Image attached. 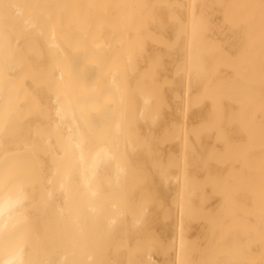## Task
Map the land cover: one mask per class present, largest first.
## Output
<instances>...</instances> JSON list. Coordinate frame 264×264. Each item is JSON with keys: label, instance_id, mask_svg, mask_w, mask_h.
I'll use <instances>...</instances> for the list:
<instances>
[{"label": "bare ground", "instance_id": "1", "mask_svg": "<svg viewBox=\"0 0 264 264\" xmlns=\"http://www.w3.org/2000/svg\"><path fill=\"white\" fill-rule=\"evenodd\" d=\"M0 264H264V0H0Z\"/></svg>", "mask_w": 264, "mask_h": 264}, {"label": "clouds", "instance_id": "2", "mask_svg": "<svg viewBox=\"0 0 264 264\" xmlns=\"http://www.w3.org/2000/svg\"><path fill=\"white\" fill-rule=\"evenodd\" d=\"M6 211V208L3 206H0V215H3V213Z\"/></svg>", "mask_w": 264, "mask_h": 264}]
</instances>
